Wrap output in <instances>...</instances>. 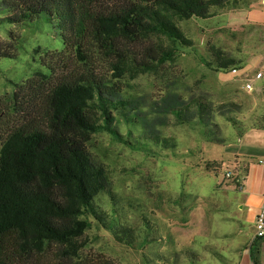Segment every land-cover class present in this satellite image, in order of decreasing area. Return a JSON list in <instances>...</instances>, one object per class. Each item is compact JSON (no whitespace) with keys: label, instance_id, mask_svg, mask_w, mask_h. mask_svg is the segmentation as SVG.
Here are the masks:
<instances>
[{"label":"trees","instance_id":"obj_1","mask_svg":"<svg viewBox=\"0 0 264 264\" xmlns=\"http://www.w3.org/2000/svg\"><path fill=\"white\" fill-rule=\"evenodd\" d=\"M101 1L0 0V24L29 27L46 20L63 44L69 43L76 60L73 67L57 72L44 59L47 52L36 47L30 76L0 96L5 120L2 132L0 118V264H117L108 258L94 262L82 253L101 238L102 230L116 243L138 247L144 264L201 262L192 248L168 254L145 250L163 239L157 224L145 213L138 224L127 220L96 136L106 134L108 140L136 148L139 127L152 128L151 118L160 116L152 117L143 97L132 93V81L176 64L186 52L208 70L240 68L242 58L214 43L207 42L204 54H199L195 40L179 25L193 17H215L223 9L237 8L240 1L130 0L107 9L99 7ZM23 37L7 31V39L0 42V59L18 58ZM139 41L149 45L137 58L130 47ZM160 104L158 111L170 115L173 126H191L206 142L227 145L249 128H264L263 105L251 110L233 100L214 104L174 87L166 90ZM215 114L235 135L226 133ZM134 120L137 130L124 131ZM162 133L156 131L150 138L160 151H175L174 138ZM172 202L180 205L176 199ZM203 249L228 263L215 247L206 244Z\"/></svg>","mask_w":264,"mask_h":264},{"label":"rangeland","instance_id":"obj_2","mask_svg":"<svg viewBox=\"0 0 264 264\" xmlns=\"http://www.w3.org/2000/svg\"><path fill=\"white\" fill-rule=\"evenodd\" d=\"M127 1L130 0H102L99 7L107 9ZM239 1L237 8L223 9L215 17H193L179 22L186 34L195 40L199 54H204L208 42L242 58V66L236 73L208 70L200 64L196 55L186 52L176 64L165 65L155 74H141L132 81L135 85L132 93L143 97L152 117L155 113L160 116L157 119L150 116L152 128L145 125L139 127L135 120L134 126L131 123L123 127L124 131H135L139 127L142 133L136 148L108 140L106 134L96 136L100 143V156L115 181V191L122 195L127 220L133 225L138 224L141 213H145L157 224L158 234L163 239L150 244L145 249L147 252L152 249L168 254L192 248L199 252L200 264H213L218 260L203 249L204 245L209 244L222 253L242 244L241 235L234 238L236 224L228 217L236 210L235 206L229 209L228 205L237 191L232 185L234 177L231 172L235 171L234 168L220 160L226 156L224 145L202 141L193 127L173 126L170 115L158 111L164 93L171 87L187 96H203L214 104L233 100L251 107V93L244 87L247 81L245 75L251 77L258 64L264 61V24L250 20L251 14L255 15L256 11L262 13L254 0ZM10 30L23 34V47L18 51V58L0 59V96L12 92L15 82L30 76L36 64L34 58L38 57L33 52L36 47L47 52L43 57L57 72L75 65L69 43L63 44L58 30L48 21L40 20L29 27L2 23L0 42L7 39V31ZM148 45V41H139L130 49L139 58ZM203 74L204 79L201 78ZM178 80L180 82H176ZM253 83L255 86V80ZM154 107L157 110L152 109ZM1 117L3 132V112ZM215 120L226 133L235 135V130L219 115L215 114ZM156 131L172 136L177 149L160 151L154 139L150 138ZM226 172L230 173V177H226ZM172 199L179 201L180 205L174 204ZM100 234L98 241L82 250L87 259L99 262L108 258L117 264H144L138 247L132 249L116 243L105 230ZM154 234L155 231L150 236Z\"/></svg>","mask_w":264,"mask_h":264},{"label":"crops","instance_id":"obj_3","mask_svg":"<svg viewBox=\"0 0 264 264\" xmlns=\"http://www.w3.org/2000/svg\"><path fill=\"white\" fill-rule=\"evenodd\" d=\"M254 3L260 7L262 13L256 11L255 15L251 14L250 20L264 23V0H254ZM247 19L249 20L248 17ZM263 65L264 61L258 64L257 69L262 68ZM245 76L250 78L249 75ZM259 86V81L255 80L254 90L247 91L251 93L252 108L264 106V94ZM224 150L226 156H222L220 160L234 168L235 173L231 172L234 177L232 185H235L237 191L228 205L229 209L235 206L236 210L233 215L228 212V217L236 224L234 238L238 234L241 235L242 244L237 246L238 248H228L222 253L228 259L227 264H264V236L256 237L253 245L249 246L256 231V214L264 208V163L262 162L264 160V128H249L237 142L224 145ZM213 264L226 263L217 261Z\"/></svg>","mask_w":264,"mask_h":264},{"label":"built area","instance_id":"obj_4","mask_svg":"<svg viewBox=\"0 0 264 264\" xmlns=\"http://www.w3.org/2000/svg\"><path fill=\"white\" fill-rule=\"evenodd\" d=\"M238 71V67H234L231 69V73H236ZM259 81L260 83V91L264 94V65L262 68L257 69L254 74L252 75V77H248L247 81L244 84V87L248 90V91H252L254 90V83L253 81ZM264 163V160L262 161ZM226 177H230V173L226 172L225 173ZM255 235L254 237L250 240L249 246H252L254 243V239L256 237H261L264 236V208H261L258 213L256 214L255 217Z\"/></svg>","mask_w":264,"mask_h":264}]
</instances>
